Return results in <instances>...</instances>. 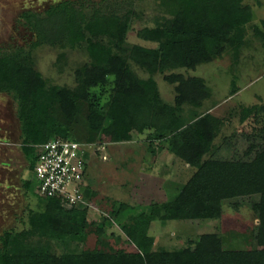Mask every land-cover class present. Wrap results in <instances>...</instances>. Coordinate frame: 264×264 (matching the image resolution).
<instances>
[{
    "label": "trees",
    "instance_id": "1",
    "mask_svg": "<svg viewBox=\"0 0 264 264\" xmlns=\"http://www.w3.org/2000/svg\"><path fill=\"white\" fill-rule=\"evenodd\" d=\"M133 1L115 4L106 14L97 6L70 0L49 6L43 15L22 13L36 40L30 49L0 52V91L12 94L16 102L20 150L32 174L24 185L39 196L32 173L38 145L54 138L94 144L103 130L118 135L153 128V137L167 143L169 150L195 172L171 201L143 205L111 202L107 214L134 245L133 252L81 249L79 245L89 234L100 239L105 230L102 223L89 222L84 210L75 211L76 221L38 213L29 216L27 229L2 234L0 264H264V105L242 108L245 117L261 109L263 122L258 134L248 136L241 154L204 159L221 120L211 113L194 112L191 120L183 122V105L200 107L210 89L200 77L174 72L192 70L218 58L226 46L237 49L241 30L253 19V12L244 0H171L177 7L168 30L172 39L162 41L166 31L162 24L145 26L139 37L158 42L157 47L128 48L125 38L137 17ZM257 30L264 44V21ZM204 39H210L213 48H207ZM41 45L87 51L90 60L77 69L75 88L48 84L35 69L32 50ZM129 59L150 74L170 72L164 78L175 84L173 106L160 101L151 77L134 74ZM75 117L82 119L80 127L75 125ZM178 124L183 126L173 131ZM83 192L85 199L92 197L88 186ZM233 199H247L256 215L253 248L227 249L220 235L205 233L193 245L152 249L153 238L148 235L151 222L216 218L223 202ZM32 238L54 240L62 249L56 253L44 246L30 248Z\"/></svg>",
    "mask_w": 264,
    "mask_h": 264
},
{
    "label": "rangeland",
    "instance_id": "2",
    "mask_svg": "<svg viewBox=\"0 0 264 264\" xmlns=\"http://www.w3.org/2000/svg\"><path fill=\"white\" fill-rule=\"evenodd\" d=\"M60 1L0 0V52L30 49L36 37L24 23L22 13L30 11L43 15L49 6ZM70 1L97 6L106 14L115 4L123 5L129 0ZM243 3L251 8L253 19L241 30L242 41L237 49L226 46L218 58L199 64L192 70L180 68L174 71L184 77H200L210 89L209 97L201 101L200 107L183 105L180 112L183 122L187 123L195 114L204 113H211L221 120L219 132L204 159L211 156L231 158L234 153L241 154L248 145V136L258 134L262 126L261 109L245 117L242 108L264 105V44L257 30L262 29L264 21V0H244ZM133 6L137 17L133 18L126 35V47H157L158 42L139 37L138 32L145 26L162 24L166 30L162 41L172 39L168 30L177 12L173 1L136 0ZM204 45L211 49L214 43L204 39ZM32 57L35 69L48 84L70 89L77 85V69L90 60L85 49H60L50 45L33 49ZM127 62L136 76L143 79L151 77L155 81L161 102L174 105L175 84L164 78L170 72L150 74L134 61L129 59ZM74 120L76 126L82 125L79 122L82 119L75 117ZM182 126H174L173 131ZM153 132V128L141 133L131 131L118 135L101 131L93 147L86 151L84 182L93 192L92 197L86 199V203L75 205L58 198L42 199L24 185L25 181L32 179V174L20 150L21 130L16 102L12 94L0 91V237L5 231L27 229L31 215L43 213L76 221L75 211L84 210V217L89 222L102 223L105 230L100 239L89 234L79 245L81 249L133 252L134 245L107 214L111 202L143 205L171 201L196 170L172 153L167 143L153 137ZM257 224L248 200L233 199L223 202L221 214L216 218L153 221L148 235L153 238V250L193 245V241L205 233L220 235L224 248L250 249L255 246ZM28 246H44L56 253L62 249L54 240L46 238H32Z\"/></svg>",
    "mask_w": 264,
    "mask_h": 264
},
{
    "label": "built area",
    "instance_id": "3",
    "mask_svg": "<svg viewBox=\"0 0 264 264\" xmlns=\"http://www.w3.org/2000/svg\"><path fill=\"white\" fill-rule=\"evenodd\" d=\"M93 143L54 138L37 146L33 168L36 192L44 198H58L75 205L86 203L83 188L87 150Z\"/></svg>",
    "mask_w": 264,
    "mask_h": 264
}]
</instances>
